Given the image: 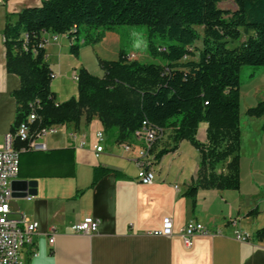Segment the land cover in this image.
<instances>
[{
    "label": "crops",
    "instance_id": "0c3cea01",
    "mask_svg": "<svg viewBox=\"0 0 264 264\" xmlns=\"http://www.w3.org/2000/svg\"><path fill=\"white\" fill-rule=\"evenodd\" d=\"M44 1L0 2V145L11 133L16 117L12 93L21 87L20 78L7 71V22L9 17L16 21L24 9L40 7ZM138 34L146 51L144 61L158 63L149 55L146 30L139 26L115 27L98 43L81 45L77 56L71 53L68 36L45 35L47 61L53 71L51 87L57 101L78 96L74 77L80 69L102 78L100 60L118 61L122 52L133 53ZM263 100L264 71L241 90V187L236 191L200 190L196 209L185 193L198 180L201 154L194 147L197 152L189 150L190 154L183 157L181 146L187 141L170 153L174 157L166 161L169 166H161L166 156L155 163L156 181L144 185V170L136 163L142 144L127 141L133 147L126 152L120 143L106 137L105 150L96 157V134L103 131L98 117L88 123L83 116L78 129L73 124L59 126L57 133L43 139L47 151L29 150L20 156L17 180L32 181L35 193L13 197L11 218L25 216L39 224L33 245L23 250V264H264V241L253 243L236 238L238 233L252 237L264 228V117L246 118L247 111ZM207 129L208 125L202 123L198 132V139L205 144ZM73 132L87 142L86 148L70 142L68 136ZM230 161L219 165L217 172L227 174ZM98 166L110 172L92 187ZM87 217L101 220L98 232L74 233L72 227ZM167 217L174 222V236L151 234L162 228ZM190 221L201 223L212 235L195 237L194 246L187 249L180 230Z\"/></svg>",
    "mask_w": 264,
    "mask_h": 264
},
{
    "label": "trees",
    "instance_id": "16d2710c",
    "mask_svg": "<svg viewBox=\"0 0 264 264\" xmlns=\"http://www.w3.org/2000/svg\"><path fill=\"white\" fill-rule=\"evenodd\" d=\"M228 1L235 6L224 8ZM16 17H9L4 32L7 71L21 80L12 93L17 109L10 134L32 114L33 130L70 124L78 129L83 116L88 123L99 117L108 140L119 144L132 141L148 122L170 131L173 139L155 163L183 141L200 152L198 180L185 193L193 209L200 190L240 189V77L246 66L264 67V0H46ZM118 26H145L149 55L161 61L127 62L124 52L119 61L100 60L104 77L81 69L78 98L58 102L45 35L68 36L77 56L81 45L98 43ZM155 38L166 45L157 46ZM247 116L264 117V100ZM202 123L208 125L206 144L198 139ZM15 146L28 148V143L15 138ZM228 159V173H218ZM109 172L96 167L92 187ZM247 241H264V228Z\"/></svg>",
    "mask_w": 264,
    "mask_h": 264
},
{
    "label": "built area",
    "instance_id": "2783aa9c",
    "mask_svg": "<svg viewBox=\"0 0 264 264\" xmlns=\"http://www.w3.org/2000/svg\"><path fill=\"white\" fill-rule=\"evenodd\" d=\"M76 78L78 79V77ZM36 119V115L32 114L27 122L19 126L15 135L8 134L5 138V143L0 145V264H23V250L25 246L33 245L34 237L39 231V224L25 216L19 220L11 218L12 182L17 180L19 176L21 153L29 150L47 151L48 148L43 143V139L50 134L57 133L59 128V126H54L33 130L32 124ZM164 134L165 130L148 122H144L142 127L134 133L133 140L142 144L136 163L144 170L141 178V183L144 185H153L156 181L154 147ZM15 138H18L21 142L28 143V148H16ZM68 138L72 144L80 149L87 147V142L80 140L76 132L70 133ZM96 140L97 143L93 148L96 157H99L105 150V132H98ZM120 145L126 152H130L133 147V144H129V142H123ZM100 226L101 220L87 217L76 223L72 230L77 234L91 235L98 232ZM151 234L165 237L174 236L175 228L172 218H165L162 228ZM211 235L210 230L196 221L188 222L180 230V236L187 249H191L194 246L195 237ZM236 238L240 241H247V236L241 233H238ZM50 243H54V237L50 239Z\"/></svg>",
    "mask_w": 264,
    "mask_h": 264
},
{
    "label": "rangeland",
    "instance_id": "374dc122",
    "mask_svg": "<svg viewBox=\"0 0 264 264\" xmlns=\"http://www.w3.org/2000/svg\"><path fill=\"white\" fill-rule=\"evenodd\" d=\"M222 6L224 8H233L235 6V4H234L233 1H228L227 3H224ZM139 28H142L143 30H146L147 31V28L145 26H139ZM198 30L200 31V33H202V28H199ZM243 40H246V37H244ZM154 42L156 43L157 46L166 45V43H167L166 40H163L161 38H155L154 39ZM134 43H135V48L133 49V53H131L129 55H126L125 54L126 55V57H125L126 61L127 62H134V61L145 62L144 60L146 59L145 58L146 57V51H145L144 45L142 44V41L140 40L139 34L136 37V39L134 40ZM154 61L159 62V61H161V58H156V59H154ZM108 62H113V61H108ZM98 63H99V66H100V61ZM100 68H101V66H100ZM263 68L264 67H252V66H246V67H244L243 70H242V72H241V77H240L241 82L243 84L249 83L251 81L252 74L255 72L256 75H259V73L262 72V69ZM82 69H85V68H82ZM80 70L78 71L77 75L74 77V79H75L76 82H78V79L76 77H78V75L80 73ZM85 70L89 71L88 69H85ZM90 73L93 74L92 72H90ZM93 75H95V74H93ZM63 86L65 88V85H63ZM76 87H77V90H78L77 92H78V96H79L78 84L76 85ZM67 89L70 90L71 87L69 86V87H67ZM78 96L77 97H72V98H78ZM246 118H249V117H246ZM243 125H245V118H243V120H242V126ZM103 131H104V129H103ZM172 146H173L172 134H171L170 131L165 132V134L163 135V137L160 138L158 140V142L156 143V145H155L154 155H156L161 150L171 149ZM181 149H182V153L181 154H184V155H182L183 157H186L187 155L190 154L189 150H192V151L197 152V150L189 142H184L183 145L181 146ZM116 151L119 152V153H121V151L118 148L116 149ZM173 157H174L173 154H169L168 156H166L165 157V162H163L161 164V166L162 167L169 166L168 165L169 162L167 163L166 161L167 160H171V158H173ZM170 186L172 188L174 187L173 185H170Z\"/></svg>",
    "mask_w": 264,
    "mask_h": 264
},
{
    "label": "water",
    "instance_id": "95a60500",
    "mask_svg": "<svg viewBox=\"0 0 264 264\" xmlns=\"http://www.w3.org/2000/svg\"><path fill=\"white\" fill-rule=\"evenodd\" d=\"M35 184L28 180H15L12 182L13 197H28L35 193Z\"/></svg>",
    "mask_w": 264,
    "mask_h": 264
}]
</instances>
